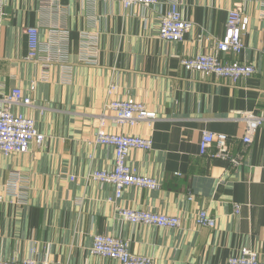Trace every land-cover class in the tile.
I'll return each instance as SVG.
<instances>
[{"label": "crops", "instance_id": "obj_1", "mask_svg": "<svg viewBox=\"0 0 264 264\" xmlns=\"http://www.w3.org/2000/svg\"><path fill=\"white\" fill-rule=\"evenodd\" d=\"M169 1L124 8L112 0H0V98L21 89L33 106L13 111L32 118L45 137L25 154H0V260L25 259L33 250V257L47 264H119L90 254L95 235H110L153 264H225L243 248L264 261V124L243 151L240 142L243 114L264 118V1L243 7L244 51L219 55L254 66L252 77L234 85L186 72L180 62L210 52L240 0H176L192 28L181 42H164L157 34ZM30 27L50 46L38 53L39 59H52L47 80H40L38 61L27 60ZM84 34L95 37L92 47ZM129 98L157 114L151 126L111 127L105 105ZM100 115L108 133L152 139V151L131 150L128 164L154 178L158 190L130 188L114 201L111 185L86 179L114 164L113 149L94 143ZM204 132L232 138L231 152L242 154L241 165L234 169L201 156ZM14 173L15 196L6 194ZM117 206L176 216L181 225L129 223L118 216ZM200 210L215 219L213 228L196 225Z\"/></svg>", "mask_w": 264, "mask_h": 264}, {"label": "built area", "instance_id": "obj_2", "mask_svg": "<svg viewBox=\"0 0 264 264\" xmlns=\"http://www.w3.org/2000/svg\"><path fill=\"white\" fill-rule=\"evenodd\" d=\"M50 4H56L60 0H46ZM118 2L124 8L133 5L154 6L159 0H112ZM252 1L264 0H240V3L228 12L225 32L221 39L217 40L213 48L208 53H198L193 56L183 57L181 66L186 72H194L205 77H215L226 80L233 85L241 80L252 77L256 70L254 66L242 62H227L219 58V55H240L244 51L243 36L247 29V18L244 16V5ZM192 24L182 18L180 4L176 0L168 2V10L160 18L158 38L164 42H181L185 35L191 30ZM28 39V61H38L41 67L40 80H47L51 58L39 59L38 53L43 50L49 52L50 46L41 44L36 28L26 29ZM91 39L86 46H91L95 42V37L84 34V37ZM94 48V47H93ZM89 64L95 65V58H82ZM35 83L30 87L34 91ZM114 87H110L108 94L111 95ZM33 106V101L26 96L19 88H14L11 92L0 98V154L9 157L13 154H25L31 145L40 147L45 137L37 129L35 121L20 113H15L13 107ZM111 114V127L122 129L127 126L133 128L138 123H146L151 126L157 119V114L150 111L139 101L129 99H111L105 105ZM245 122V133L241 137L242 151L248 147L252 141L256 130L264 124V118L252 113H244L242 116ZM97 133L94 143L97 145L111 147L114 152V164L111 169L96 170L89 173L87 180L111 185L114 188V201L121 199L125 190L138 188L144 190H158L160 184L152 177L140 176L136 170L128 164V154L131 150H141L151 152L153 149L152 139L125 132L108 133L104 131L105 117L98 118ZM233 139L224 134L210 132L202 133L199 141V153L201 156H209L227 162L232 168H238L242 163V154L234 155L231 152ZM213 149L214 152L209 154ZM71 180H74L71 177ZM19 176L11 175L6 185V194L17 195ZM4 202V196L0 195V204ZM240 211L239 205L234 206V213ZM118 216L133 224H142L164 229H176L181 225V219L176 216H169L156 212H148L139 209H129L116 207ZM196 225L213 228L215 219L208 215L205 210H200L194 217ZM34 251L25 259L0 260V264H47L38 262L33 257ZM90 254L97 257L111 259L119 264H153L149 257L133 254L126 241L110 235H95L93 237ZM203 264V263H189ZM225 264H264L257 253L249 248H243L238 255L230 257Z\"/></svg>", "mask_w": 264, "mask_h": 264}]
</instances>
